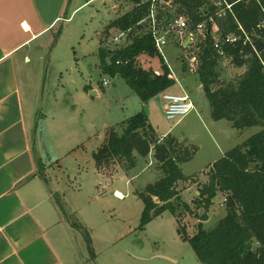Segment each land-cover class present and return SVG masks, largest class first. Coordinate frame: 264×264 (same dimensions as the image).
<instances>
[{"label": "rangeland", "instance_id": "1", "mask_svg": "<svg viewBox=\"0 0 264 264\" xmlns=\"http://www.w3.org/2000/svg\"><path fill=\"white\" fill-rule=\"evenodd\" d=\"M83 1L77 0V4ZM133 6L132 0H93L44 38L48 46L39 54L34 71L30 72L32 77L28 96H33L36 111L34 141L39 150L43 142L44 153L49 159L57 160L58 164L68 163L69 173L74 171L75 164L70 162L72 157L68 151L77 147L80 150L78 155L82 170L69 175L66 204L71 206L73 203L82 213L89 210L88 214L83 215L86 220L90 219L87 216L94 208L96 215L92 220L109 222L117 232L122 228L129 233L126 242L131 243L132 251L144 256L155 253L163 258L153 259L146 264H200L188 238L196 234L199 226L205 231L215 228L226 212L224 196L221 194H217L207 210H198V190L207 182L211 165L221 158L220 153L240 145L260 128L237 131L227 121H212L210 106L199 82L195 75H189L186 71L180 75L182 79L189 78L188 94L199 119L193 117L196 114L193 111V115L178 123L165 119L164 101L159 95L144 105L123 79L103 75L98 56L99 42L104 50L117 51L143 31L142 28L133 29L126 43L121 45L112 42V38L118 34L117 30L104 31L111 21L130 11ZM169 38V45L163 51L167 62L178 72L177 64L185 66V56L190 53L196 55L195 46L203 39L197 36L186 47H182L183 39H179L176 34L170 33ZM138 64L146 71L161 72L159 58L140 57ZM243 71V67L237 68L225 58L221 64L220 81H234ZM104 81L108 82L106 86L102 85ZM144 108H147V122L159 139H163L160 136L168 131L166 136L177 139L184 147L193 150L194 154L191 161L180 166L188 180L177 185L182 195L176 214L165 212L140 228L143 204L138 193L161 177L151 159L153 152L146 159L138 160L137 166L128 172L116 166V172L111 176L95 173L92 154L97 142H105L110 129L116 128L120 132L122 122L144 112ZM49 173L53 174L46 172V176ZM97 184L95 189L101 193L99 200L93 202L89 200L87 192H94L93 185ZM188 189L190 191L187 192ZM114 190L121 192L125 199L115 197ZM202 214L207 216L205 221H200ZM101 230L94 231L93 237L101 239L102 235L98 233ZM94 246L98 257L100 251H106L97 240ZM116 250L113 249L118 255ZM83 254L84 261L89 262L87 252ZM129 264L134 263L130 261Z\"/></svg>", "mask_w": 264, "mask_h": 264}, {"label": "trees", "instance_id": "2", "mask_svg": "<svg viewBox=\"0 0 264 264\" xmlns=\"http://www.w3.org/2000/svg\"><path fill=\"white\" fill-rule=\"evenodd\" d=\"M209 1L174 0L172 9L161 17L162 27L170 19L184 16L192 29L215 13ZM225 1L232 5V15L227 13L224 19L217 20L221 35L235 33L236 22L248 32L255 30L253 42L258 56L249 46L240 43L224 45V57L235 67H243L244 72L234 81L221 82V64L225 58L214 50L210 34H205L204 40L195 46L200 64L194 75L208 100L212 121H227L237 131L260 129L211 165L207 182L198 190L196 208L207 210L217 194H221L226 213L210 231L199 226L188 242L200 264H264V31L256 30L264 17V0ZM132 2L133 8L111 21L104 31L130 30L131 33L142 28V33L117 51L104 50L99 42L98 56L102 74L123 79L145 105L150 99L167 93L175 83L168 78V68L146 27L139 25L149 3ZM140 57L159 58L160 74L139 66ZM119 61L128 62L116 64ZM152 152L151 159L161 177L138 193L143 204L140 228L165 212L176 214L180 202L177 185L188 180L180 166L191 161L194 151L169 135L159 139L142 111L122 122L120 132L110 129L105 142L92 154L96 171L111 176L116 166L128 172Z\"/></svg>", "mask_w": 264, "mask_h": 264}, {"label": "crops", "instance_id": "3", "mask_svg": "<svg viewBox=\"0 0 264 264\" xmlns=\"http://www.w3.org/2000/svg\"><path fill=\"white\" fill-rule=\"evenodd\" d=\"M74 1L0 0V264H146L163 259L155 253L144 256L132 251L131 243L126 242L129 233L122 228L117 232L109 222L92 220L96 215L94 208L86 220L83 215L89 210L82 213L70 198L71 206L66 204L69 175L82 170L78 147L68 151L70 162L75 164L70 173L68 163L58 164L47 157L43 142L41 150L36 147V111L33 96H28L30 72L48 46L44 38L93 0L80 4ZM187 43L186 40L184 46ZM177 66L178 72L173 70L179 85L175 84L167 93L189 96V78L182 79L184 66ZM195 108L194 105V113ZM193 117L199 119V114L196 112ZM96 144L97 149L102 142ZM226 152L222 151L221 157ZM94 171L100 175L95 164ZM46 172L53 174L46 176ZM97 186L93 185L94 192H87L90 201L99 200L101 192L95 189ZM113 194L119 200L125 199L117 190ZM100 229L101 239L94 238L93 232ZM95 240L106 250L100 251L99 257ZM113 249H117L118 255ZM84 251L89 262L83 259Z\"/></svg>", "mask_w": 264, "mask_h": 264}, {"label": "built area", "instance_id": "4", "mask_svg": "<svg viewBox=\"0 0 264 264\" xmlns=\"http://www.w3.org/2000/svg\"><path fill=\"white\" fill-rule=\"evenodd\" d=\"M146 2L149 3V6L145 17L139 23V25H144L146 27L147 33H149V35L152 37L157 53L162 58L170 72L168 78L173 80L177 85H179V79L172 67L167 62L163 51L164 48L169 45L170 33H174L179 37V39H183V43L184 39L190 43L194 41L195 37L197 36H201V38L204 40L205 34H210L214 50H216L219 55L223 57V59L225 57L222 52V47L224 45L235 46L238 43H240L242 46H249V48H251V50L258 56V52L253 42L255 30L248 32L244 30L238 22H236L237 31L235 33H229L225 36L221 35L217 20L224 19L227 13L232 15V5L228 4L225 0H210V4L215 8V13L213 15L207 16L205 21L196 24L192 29H190L189 20L184 16L172 18L168 21V25L165 26V29L162 27L161 17L166 11L173 7L174 0H146ZM207 24L210 26L208 27ZM256 30L264 31V17H262V20L256 26ZM129 33L130 30L126 32H119L112 38V42L115 45H121L123 42L126 43ZM183 43H181L182 47H184ZM185 61L186 64L184 65L186 67L187 74H196L200 64L198 57L195 54L190 53L189 55L185 56ZM127 62L128 61H119L116 62V64L126 65ZM107 84V81L102 83L103 86H106ZM161 99L165 104L163 115L167 121H178L194 111V105L189 96L185 93L181 95L163 93L161 94Z\"/></svg>", "mask_w": 264, "mask_h": 264}, {"label": "water", "instance_id": "5", "mask_svg": "<svg viewBox=\"0 0 264 264\" xmlns=\"http://www.w3.org/2000/svg\"><path fill=\"white\" fill-rule=\"evenodd\" d=\"M185 47H186V45H185ZM144 113L147 114V108H144ZM213 200H215V199H213ZM155 202H158V200L155 199ZM206 219H207L206 214H202L201 218H200V221H205Z\"/></svg>", "mask_w": 264, "mask_h": 264}, {"label": "bare ground", "instance_id": "6", "mask_svg": "<svg viewBox=\"0 0 264 264\" xmlns=\"http://www.w3.org/2000/svg\"><path fill=\"white\" fill-rule=\"evenodd\" d=\"M117 196H120V195H119V193H118V195H117Z\"/></svg>", "mask_w": 264, "mask_h": 264}]
</instances>
